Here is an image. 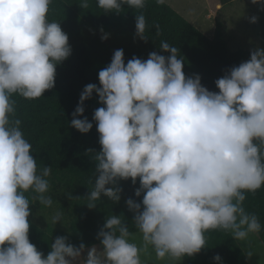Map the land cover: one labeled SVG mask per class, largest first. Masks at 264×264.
Segmentation results:
<instances>
[{
	"label": "clouds",
	"instance_id": "9594fccd",
	"mask_svg": "<svg viewBox=\"0 0 264 264\" xmlns=\"http://www.w3.org/2000/svg\"><path fill=\"white\" fill-rule=\"evenodd\" d=\"M52 0H0V264H141L140 252L151 246L156 259L181 262L206 246L205 232L230 231L245 241L261 224L243 207L246 192L264 186V48L231 67L210 91L199 74L186 76L178 49L161 41L146 60L133 57L125 64L124 50H115L108 66L98 73L101 86L89 83L80 94L70 124L88 133L93 123L84 102L99 96L105 105L94 111L102 148L96 161L94 187L87 206L108 197L121 200L120 180L131 178L139 187L126 200L143 245L130 241L120 216L107 217L97 234L102 249H87L57 236L45 256L30 242V204L51 207L47 195L50 166L37 171L32 145L14 118L12 99L18 94L37 99L55 87L57 65L72 54L69 36L60 22L48 20ZM164 4L165 0H156ZM264 11V0H252ZM89 8L88 0H79ZM145 6V0H97L104 13ZM258 21L250 17L251 23ZM146 19L136 15L135 36L147 40ZM101 39L108 33L101 28ZM93 151V150H91ZM111 185V187H109ZM36 195L30 201L25 193ZM69 199L74 196L67 192ZM47 219V218H46ZM48 221V220H47ZM63 221L56 211L51 223ZM8 245L5 247V245ZM246 256L254 255L245 250ZM223 264L222 257L214 258Z\"/></svg>",
	"mask_w": 264,
	"mask_h": 264
},
{
	"label": "trees",
	"instance_id": "16d2710c",
	"mask_svg": "<svg viewBox=\"0 0 264 264\" xmlns=\"http://www.w3.org/2000/svg\"><path fill=\"white\" fill-rule=\"evenodd\" d=\"M229 1L222 0V3ZM88 3L89 8L85 10L80 7L79 0H52L47 18L49 22H60L62 30L69 36L72 54L57 65L55 87L46 90L43 96L32 100L18 94L12 97L16 107L14 118L22 122L20 127L25 139L32 145L38 173L44 166H50V175L54 176L53 188L56 190L59 187L60 195L51 192V185L47 195L52 200H63L68 197L67 192H71L75 197L68 234L64 230L51 226L43 228L35 223L32 213L36 202L30 204L29 239L45 256L52 250L51 243L57 236H67V242L77 247L81 242L87 247L99 244L97 234L106 218L113 215L121 217L130 234L140 232L133 221L134 213L126 204L128 198L142 201L143 194L135 196V189L140 186L139 178L135 185L131 178L119 181L118 186L123 189L119 203L105 196L96 201L95 208L87 206V195L96 178V161L91 157L102 148L93 115L97 108L105 105L99 103L97 93L94 92L92 98L84 102L85 112L79 117L83 119L87 116L93 128L88 133H81L70 124L81 92L89 83L101 86L98 73L110 64L115 50H124L127 64L133 57L146 60L153 51L170 55L159 48L160 42L165 41L178 49L177 55L184 61L186 76L199 74L202 84L216 92L219 91L216 79L223 77L231 67L250 60L254 51H233L227 44L222 22L217 21L215 33L209 37L167 2L157 4L156 0H145L143 8L124 5L119 13H104L97 6V0H88ZM140 14L146 19V41L135 36L136 15ZM101 28L110 34L107 40L101 39ZM262 44L264 48V31ZM25 195L32 201L36 194L29 191ZM245 196L243 207L249 214L257 216L261 224L258 235L264 242V186L255 192H246ZM204 235L205 248L194 256H185L188 264H219L213 259L217 254L222 257L223 264H251L230 231L210 229Z\"/></svg>",
	"mask_w": 264,
	"mask_h": 264
},
{
	"label": "rangeland",
	"instance_id": "374dc122",
	"mask_svg": "<svg viewBox=\"0 0 264 264\" xmlns=\"http://www.w3.org/2000/svg\"><path fill=\"white\" fill-rule=\"evenodd\" d=\"M165 2L209 37L214 35L217 21L222 22L227 44L233 51L263 48L264 16L260 5L253 4L252 0H231L226 3H222V0H165ZM252 16L258 17L256 23L250 22ZM53 177L50 175L48 179L49 185H51L50 190L58 194L59 187L56 190L53 188ZM60 193L62 194V189ZM74 198L69 199L66 197L63 200H52V206L46 208L40 206L37 201L32 213L33 221L43 228L51 226L56 230H64L67 234L70 233ZM56 211L63 213V221L53 225L51 216ZM129 239L142 248L143 241L140 232L131 233ZM237 241L243 249L254 252L251 258L247 257L251 264H264V242L260 239L258 233H250L245 241ZM95 245L102 249L100 243ZM92 246L85 249L83 256H87V249ZM140 259L141 264H177V262L167 257L158 261L151 246L146 251L142 248ZM82 260L83 258H81V264ZM179 264L188 263L183 258Z\"/></svg>",
	"mask_w": 264,
	"mask_h": 264
}]
</instances>
